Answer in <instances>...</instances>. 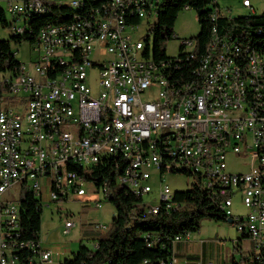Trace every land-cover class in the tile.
Segmentation results:
<instances>
[{
	"label": "built area",
	"instance_id": "1",
	"mask_svg": "<svg viewBox=\"0 0 264 264\" xmlns=\"http://www.w3.org/2000/svg\"><path fill=\"white\" fill-rule=\"evenodd\" d=\"M54 3L73 13L83 5V12L74 13V22L58 19L35 33L24 15L52 9L49 2L0 0V264H19L25 252L28 264L53 262L40 240L24 236L21 199L27 191L42 209L71 194L101 208L110 199L115 164H123L118 186L141 197L149 214L183 207L169 184L157 203L145 200L153 193L152 174L163 185L166 175L188 166L189 174L182 175L190 178L189 189L206 190L254 242L264 264V49L245 35L221 33L213 7L216 37L209 60L198 59L196 82L173 89L180 78L175 75L185 74L184 66L197 58L198 40L180 39V53L153 67L142 55L145 42L133 32L163 0ZM242 5L254 10L250 0ZM17 23H24L23 35H16ZM229 52H238V70H230ZM8 70H17V77H8ZM229 155L245 169L229 171ZM88 185L103 199H84ZM238 194L247 208L243 215L232 211ZM74 225L67 215L64 233ZM95 227L106 230L105 224Z\"/></svg>",
	"mask_w": 264,
	"mask_h": 264
},
{
	"label": "trees",
	"instance_id": "2",
	"mask_svg": "<svg viewBox=\"0 0 264 264\" xmlns=\"http://www.w3.org/2000/svg\"><path fill=\"white\" fill-rule=\"evenodd\" d=\"M107 0H99L98 4ZM45 15H34L31 26L35 33L45 24L56 21H73L76 14L83 10H73L50 3ZM218 7L219 17L217 25L221 33L244 36L246 42L251 41L264 49V12L260 15L231 17L222 13L219 2L213 0H163L158 11H155L156 23L151 28L154 34V51L152 57L156 60L169 58L164 49V43L174 36V26L179 14L186 8L197 12L200 23V33L196 37L198 45L197 58L191 65L184 66V73L175 76L178 84L187 82L194 77L198 59L206 53L207 46L212 38L216 19L213 20V7ZM140 23V20H136ZM146 55H150L148 39L145 40ZM2 45L9 47L5 41ZM181 51V50H180ZM116 171L108 178L110 199L117 209V216L112 220L111 228L94 240L93 246L82 244L79 250L71 257L63 259L61 264H162L169 263L174 258V244L177 237L183 239L200 231V222L203 218H212L216 221H226L228 217L222 212L214 198L206 190L199 187L185 191H177L175 199L183 203V207L175 212L162 211L158 214L146 213L140 202L141 197L126 193L117 183ZM106 179H99V186H103ZM22 227L27 239L40 240L42 213L38 198L27 191L21 199ZM248 237L245 234H242ZM235 247L238 248V245ZM260 255L264 259V248ZM257 254L243 257L240 261L246 264H261ZM29 252L20 255L19 264H28Z\"/></svg>",
	"mask_w": 264,
	"mask_h": 264
},
{
	"label": "rangeland",
	"instance_id": "3",
	"mask_svg": "<svg viewBox=\"0 0 264 264\" xmlns=\"http://www.w3.org/2000/svg\"><path fill=\"white\" fill-rule=\"evenodd\" d=\"M52 3L54 1H63L64 3L71 0H44ZM162 1V0H161ZM254 10L246 8L242 5V0H219L221 11L223 14L231 17H240L247 15H260L264 12V0H251ZM156 18L150 20L144 19L142 24L135 30L134 38L145 42L148 39L151 55L154 51V34L150 31L156 23ZM200 23L197 19V12L193 9L186 8L178 16L174 26V36L172 39L164 43V49L167 56L174 57L180 53V39L187 38L196 41V37L200 33ZM8 34H4L6 37ZM178 37V38H177ZM146 43V42H145ZM25 51L21 53L22 59L27 61ZM229 171L236 172L243 168V161L234 156L228 157ZM183 174V173H182ZM182 174H169L164 178L163 185H160V178L157 173L152 174L150 183L153 186V193L145 196L146 201L157 203L160 196V190L164 184H169L173 191H185L189 189L190 178ZM103 199L101 193H93L92 188L87 186V194L84 199L93 198ZM76 195L71 194L67 201L52 202L49 206L44 205L42 213V225L40 237L42 244L44 242L53 246H61L68 249V257L77 252L82 244L93 246L94 240L105 234L112 226V220L117 216V209L114 204L108 200H102V207L97 208L93 203H85L78 199ZM156 199V200H154ZM232 211L234 214L243 215L247 213V208L242 202L241 194L234 197ZM72 214V216H70ZM68 218L75 221V225L68 233H64L65 221ZM97 224H105L106 230L96 228ZM202 237L218 244L217 248L220 254L227 259L230 264L233 255L240 258L241 252L234 246V242L238 241L243 249L249 248V241L246 240L241 244V233L232 222L216 221L212 218H203L200 222V231ZM195 234V233H194ZM239 239V240H238ZM254 254H257V248L254 242L251 244Z\"/></svg>",
	"mask_w": 264,
	"mask_h": 264
},
{
	"label": "crops",
	"instance_id": "4",
	"mask_svg": "<svg viewBox=\"0 0 264 264\" xmlns=\"http://www.w3.org/2000/svg\"><path fill=\"white\" fill-rule=\"evenodd\" d=\"M241 240V244H244V242L248 240L249 248L243 249L242 245H239L238 241L234 242V246L238 245V250H240L242 256L238 258L236 255H233L230 264H240L242 263L240 260L243 257L250 256L254 253L251 246L253 241H251L248 237L243 236L242 234ZM40 241L42 242L41 237ZM43 246L51 250L53 253V262L51 264H61L63 259L68 257L67 248L65 249L61 246H53L47 242H44ZM217 246V243L206 240L199 232L191 234L174 244L173 251L175 261L173 264H206L209 262H213L215 264H227L226 257L222 255V253L220 254Z\"/></svg>",
	"mask_w": 264,
	"mask_h": 264
},
{
	"label": "bare ground",
	"instance_id": "5",
	"mask_svg": "<svg viewBox=\"0 0 264 264\" xmlns=\"http://www.w3.org/2000/svg\"><path fill=\"white\" fill-rule=\"evenodd\" d=\"M99 2V0H98ZM107 3V1L102 2V4ZM74 9L83 10V5H76L74 6ZM48 12V9H37L35 11H32L31 13H28L27 15H24V22H27L28 26H31V21L34 15H45ZM79 13V12H78ZM153 15L155 16L156 13L153 11ZM213 20L216 19V12H213ZM76 21H70L74 22ZM24 31V23H17L16 24V35H23ZM216 37V27L213 28V34L212 38L207 46L206 53H204L201 56V60H209L210 52H212L214 48V41ZM142 55H146L145 52V43H142ZM147 62L151 64L153 67H160V60H156L152 57V55H147ZM239 66V55L238 52H229V67L230 70H238ZM8 77H17V70H8ZM200 78V71L195 70L194 77L189 79L187 82L178 84L176 80H173V89H182L189 86V83L196 82L197 79ZM262 84H264V77H262ZM115 171L117 176V183L118 178H121L123 176V164H115ZM181 173L183 174H189V167L188 166H181ZM103 186H106V182H104ZM106 228V225H105Z\"/></svg>",
	"mask_w": 264,
	"mask_h": 264
},
{
	"label": "water",
	"instance_id": "6",
	"mask_svg": "<svg viewBox=\"0 0 264 264\" xmlns=\"http://www.w3.org/2000/svg\"><path fill=\"white\" fill-rule=\"evenodd\" d=\"M229 222H232V219H228Z\"/></svg>",
	"mask_w": 264,
	"mask_h": 264
}]
</instances>
